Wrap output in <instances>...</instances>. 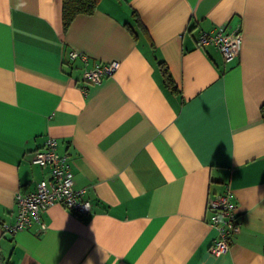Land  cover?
Returning <instances> with one entry per match:
<instances>
[{"label":"crops","instance_id":"0c3cea01","mask_svg":"<svg viewBox=\"0 0 264 264\" xmlns=\"http://www.w3.org/2000/svg\"><path fill=\"white\" fill-rule=\"evenodd\" d=\"M221 27L243 35L231 63L197 45ZM71 51L120 67L85 84ZM263 104L264 0H101L66 31L62 0H0V259L264 264ZM50 137L92 211L55 204L46 231L4 233L16 193L47 177L32 160ZM228 189L241 230L215 256L208 204Z\"/></svg>","mask_w":264,"mask_h":264},{"label":"built area","instance_id":"2783aa9c","mask_svg":"<svg viewBox=\"0 0 264 264\" xmlns=\"http://www.w3.org/2000/svg\"><path fill=\"white\" fill-rule=\"evenodd\" d=\"M197 45L200 48L216 46L225 62L231 63L240 57L243 35L241 32H232L227 27H221L215 32H202ZM68 56L72 61L83 62L85 69L82 73V81L85 84H100L120 67V62L113 61L88 68L89 58L86 54L71 51ZM32 162L42 168H48L47 177L37 183L34 191L27 194L16 193V217L13 223L3 225L4 233L16 235L35 225L38 226L40 233L46 231L47 225L42 220V214L55 204L62 205L80 216L91 213L92 203L86 197L87 190L86 188L76 189L72 161L69 156L58 152V140L55 137H50L45 146L34 154ZM208 209L210 225L217 230V236L209 250L211 254L221 256L229 251L232 235L241 230L237 203L230 189L213 197L209 201ZM0 264L7 263L0 259Z\"/></svg>","mask_w":264,"mask_h":264},{"label":"trees","instance_id":"16d2710c","mask_svg":"<svg viewBox=\"0 0 264 264\" xmlns=\"http://www.w3.org/2000/svg\"><path fill=\"white\" fill-rule=\"evenodd\" d=\"M101 0H62V20L63 28L66 31L75 18L79 15H92L99 6ZM134 14V12H133ZM163 76L165 78V86L172 91H175V85L168 69L164 63L160 62ZM261 115L264 120V104L261 107Z\"/></svg>","mask_w":264,"mask_h":264}]
</instances>
